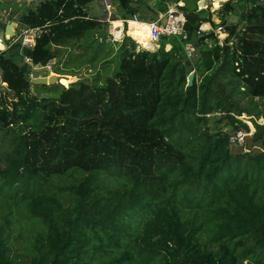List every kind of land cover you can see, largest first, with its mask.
Here are the masks:
<instances>
[{
    "label": "trees",
    "instance_id": "16d2710c",
    "mask_svg": "<svg viewBox=\"0 0 264 264\" xmlns=\"http://www.w3.org/2000/svg\"><path fill=\"white\" fill-rule=\"evenodd\" d=\"M91 1L40 0L18 17L46 25L36 45L20 61L0 50L12 92H0V264H264V138L259 152L230 143L249 130L238 116L264 117V0H243L244 27L227 20L194 62L185 45L207 21L196 8L181 7L186 39L156 44L91 17ZM91 49L98 72L73 73ZM47 58L60 81L32 83ZM216 114L231 131L209 128Z\"/></svg>",
    "mask_w": 264,
    "mask_h": 264
},
{
    "label": "rangeland",
    "instance_id": "374dc122",
    "mask_svg": "<svg viewBox=\"0 0 264 264\" xmlns=\"http://www.w3.org/2000/svg\"><path fill=\"white\" fill-rule=\"evenodd\" d=\"M112 2L114 5L115 4L114 0ZM233 3L235 5V10L233 11V13L228 12V13L224 14L223 17H221V18L223 20L237 21L240 23L239 24L240 28H242V27H244V24H245L242 15L245 13L244 10L247 9L248 5H246V3L243 0H233ZM27 4L31 5L32 3L30 2V0H25L24 4L22 6L13 7V6H11V3H8L4 7L11 8V11L17 10L16 12H19L18 14H20V13H23L27 9ZM249 4H251V3H249ZM102 5H103V1L101 2L100 0H92L87 5L88 14L91 17H101V18L105 19L104 14L107 12V10H106V8L104 9L102 7ZM34 6L35 5L33 4V7ZM208 12H209L208 10H204L201 14H202V16L207 17ZM223 12H225L224 9H223ZM18 17L16 18L17 20H18ZM5 18H8V15H6V13L4 15H0V36L4 39V43H0V49H3L4 47H6L9 43L6 40V37L4 36L5 32H4L3 25L6 22ZM116 21H120V20H116ZM214 26L217 27V25H214ZM16 30H17V32L21 31V29H19V28H16ZM128 33L130 35L134 36L135 38H139V37H143L146 35V30H144L141 25H138V24L131 22L130 28L128 29ZM95 43H97V42H95ZM106 46L108 48L111 47L110 42L105 43V45L103 47H105V49H107ZM14 49H16L15 46H14ZM93 49H95V48L93 47ZM93 49L89 50L86 54L81 55V57H79V59H80L79 64L81 66V69L78 71V73H77V71L76 72L72 71L73 73H76L77 75H80L83 77H91V76H93V74L98 72L99 69L97 68V66H93L91 70L86 68L89 64L92 63L91 59H92V55L94 54V51H92ZM9 53L12 54L14 57H16L14 50L9 51ZM195 59H196V57H193L192 61L194 62ZM118 61H119L118 56L116 55L115 52H113L111 59L109 60L108 64L105 65V68L103 67V69H102V72H101V76L103 77L102 81H101L102 83L105 82V80L107 79L108 76L113 75L114 71L118 67ZM0 92H2V93L6 92V94L8 96H12V92H10L8 90L7 86L3 85V83H0ZM216 117L217 118L213 117L210 119L209 128L211 130L224 129V131H231L232 128L230 125L227 124V121L219 119L220 114H216ZM238 117L248 124L249 130H248V135L245 137V141L243 144H240V145L232 144L233 150L235 152H238L241 150H243V151L244 150H246V151L252 150L255 152L261 151L262 150V139L264 138V136H262L260 138H255L254 134L256 132V126L252 121H250L251 116H249L247 114H243V115H240ZM258 120H259V123H263L264 117H262Z\"/></svg>",
    "mask_w": 264,
    "mask_h": 264
},
{
    "label": "crops",
    "instance_id": "0c3cea01",
    "mask_svg": "<svg viewBox=\"0 0 264 264\" xmlns=\"http://www.w3.org/2000/svg\"><path fill=\"white\" fill-rule=\"evenodd\" d=\"M21 3L18 4L19 6H22L24 4L25 0H20ZM40 0H30V2L32 3L31 5L27 4V8L28 7H33V4L36 5ZM101 2L103 0H100ZM113 1V0H112ZM227 0H166L165 1V6L159 7V0H135L132 3V6L136 8V13L138 15V21L136 22H142V23H146L149 24L150 22L156 21L160 18V16L166 12L168 8H178L180 10H183L181 7L184 6L185 4H188V6L190 7V9H197V12L200 13L201 17H204L207 19V21L203 22L200 30H199V35L201 34H205L208 33L210 31L215 30L218 36V39L220 41V43L222 44L224 42V39L227 37L228 33L226 32L225 28L224 30H218V26L219 25H224L223 24V19L221 17H223L224 12H223V4L226 2ZM115 2V1H114ZM11 3V2H8ZM219 5V6H218ZM102 7L105 9L104 5H102ZM112 8L116 9V12L114 14H108L107 12L104 14L105 19L101 18V17H97L101 20H106V21H116V20H120L122 21V23H124L125 21L127 22V28L125 31H127L130 28V23L132 21V17L133 15L130 14H126L125 15V10H123L122 8H120L119 6H117V4H114ZM111 8V10H112ZM204 10H208V15L207 17L202 16V12ZM17 11V10H16ZM6 13V15H8V18H5L6 22L3 25L4 28V32H5V26L10 23L12 20H17L16 18L18 16H20V14H18L19 12H17V14L14 16V19H10L9 14L11 13V8H5V9H0V15H4ZM113 15H115L117 18L116 20H111ZM18 21V25L16 28L21 29L22 26L20 25L19 20ZM135 21V20H133ZM165 21V19L163 20ZM214 22V24H213ZM214 25H217V27H215ZM114 27V25H113ZM15 28V30H16ZM121 28L123 29V25L121 26ZM17 32V30H16ZM127 34V32H126ZM128 35V34H127ZM4 36L6 37V33H4ZM132 38L134 36L129 35ZM0 38H2L0 36ZM7 40V39H6ZM210 44L212 43V41H210ZM4 43V42H3ZM17 44V45H16ZM13 44L11 46H6L3 49H0L2 51H6L13 59L20 61L21 56L20 54H22V48H20V43H16ZM159 44V43H158ZM19 45V47H18ZM14 46L16 47V49H14ZM172 44L168 43L166 45V49L169 50L171 49ZM14 50V53L16 54V57H14L12 54L9 53V51ZM25 61V58H24ZM46 67H48L50 70L52 69L51 67V63L49 62V64L46 65ZM33 68H36V66H33ZM31 77V76H30ZM3 85L6 86L5 83H3Z\"/></svg>",
    "mask_w": 264,
    "mask_h": 264
},
{
    "label": "built area",
    "instance_id": "2783aa9c",
    "mask_svg": "<svg viewBox=\"0 0 264 264\" xmlns=\"http://www.w3.org/2000/svg\"><path fill=\"white\" fill-rule=\"evenodd\" d=\"M103 5L107 10L108 14H112L111 8L113 7L112 0H103ZM165 19V21H163ZM132 20L138 21V15L134 14ZM187 22V14L178 8H168L160 18L156 21L150 22L148 24L150 29V39L154 43L158 44L161 36H173L179 40H184L187 38V32L185 29V24ZM142 23V22H140ZM46 25L28 27L22 26L21 31L17 32L16 36H10L6 34V39L9 42L8 46H11L16 43H20V47L23 48H33L36 45L37 39L44 32ZM218 30H224V25H219ZM135 38V37H133ZM4 39L0 38V43H3ZM185 50L190 59L196 57V45L193 43H186ZM25 62L31 63L29 57H25ZM33 67V66H32ZM3 71L0 68V83L2 81ZM248 135V132L243 129H238L230 133V143L240 145L245 141V137Z\"/></svg>",
    "mask_w": 264,
    "mask_h": 264
},
{
    "label": "water",
    "instance_id": "95a60500",
    "mask_svg": "<svg viewBox=\"0 0 264 264\" xmlns=\"http://www.w3.org/2000/svg\"><path fill=\"white\" fill-rule=\"evenodd\" d=\"M4 2H13L16 4H20L21 1L20 0H2ZM112 14H114L116 12L115 8H112ZM227 22V20L223 21V24H225ZM18 25V21L17 20H12L10 23H8L5 26V33L12 36H16L17 32L15 30V28ZM128 35H130L128 33V30L126 31ZM210 37H213L215 39L218 38L217 33L215 30L210 31L208 33L205 34H201L199 35L198 39H197V44H196V51L198 54L201 53V44L203 41L208 40ZM49 60V58L43 60L41 62V66L40 67H36L33 68L31 70V82L34 84H54L58 81H60V77L59 75L53 74L51 72V70L46 67L47 65V61ZM196 76V72L192 71L190 72V74L188 75V85H192L194 83V78ZM259 130L258 135L255 138H260L264 135V121L263 123H258L257 128Z\"/></svg>",
    "mask_w": 264,
    "mask_h": 264
},
{
    "label": "bare ground",
    "instance_id": "6f19581e",
    "mask_svg": "<svg viewBox=\"0 0 264 264\" xmlns=\"http://www.w3.org/2000/svg\"><path fill=\"white\" fill-rule=\"evenodd\" d=\"M131 22H133L135 24H138V25H141L143 27V29L146 30V35H149L150 36V29H149L148 24H146V23H139V22H136V21H133V20Z\"/></svg>",
    "mask_w": 264,
    "mask_h": 264
}]
</instances>
